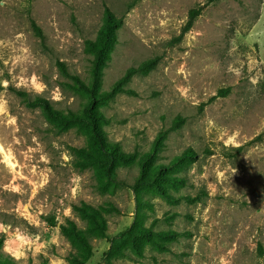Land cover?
Instances as JSON below:
<instances>
[{"label": "rangeland", "instance_id": "rangeland-1", "mask_svg": "<svg viewBox=\"0 0 264 264\" xmlns=\"http://www.w3.org/2000/svg\"><path fill=\"white\" fill-rule=\"evenodd\" d=\"M206 2L0 0L1 254L15 264H77L78 249L59 228L72 221L93 246L85 264H264V0H219L181 37L190 9ZM107 11L123 23L100 91L127 79L96 104L102 128L137 157L168 130L153 164L192 149L195 157L173 171L181 185L160 181V190L137 194L134 162L119 164L114 179L79 167L90 135L79 125L63 130L30 105L42 98L66 114L85 113V42L98 37ZM150 59L158 61L153 71L127 77ZM178 116L184 124L173 131ZM82 203L100 210L103 236L74 210ZM140 228L151 235L119 243Z\"/></svg>", "mask_w": 264, "mask_h": 264}, {"label": "trees", "instance_id": "trees-1", "mask_svg": "<svg viewBox=\"0 0 264 264\" xmlns=\"http://www.w3.org/2000/svg\"><path fill=\"white\" fill-rule=\"evenodd\" d=\"M218 1L219 0H207L204 5H197L196 7L190 9L181 37L192 30L197 19L201 16L206 7L217 3ZM122 23V19H117L113 14L107 11L105 13V24L98 37L94 40H87L85 42L86 50L92 56L90 67L91 83L90 85H86L80 82V85L86 94L92 96V100L83 115L74 112L66 114L62 111L56 110L42 98L34 99L30 102V105L43 109L47 118L50 121H56L58 125L62 126L63 130H69L79 125L81 128L86 130L88 135H90L91 149H82L77 151L79 156L77 165L79 167L84 169L90 167L97 168L110 179H114L115 170L119 164L134 162L140 167L139 176L134 184V190L137 194L145 187H152L160 190L162 187L159 186L160 181H166L171 186L176 187L182 184L183 179L174 175L173 171L178 169L184 159L195 157L196 154L192 149H188L181 156L175 157L166 166L154 165V160L157 159L160 153L164 150L165 141L167 139V135L169 134L168 130L162 131L158 134L149 152L137 157L136 155L124 152L119 143L110 141L106 137L102 128L101 122L103 120V116L99 111V107L96 108V104H99V106L103 105V103H106L112 95L117 92H122V87L126 83L125 80L127 79L125 78L117 82L111 92L100 91L104 76V69L107 66L110 52L117 37L116 31L122 26ZM32 26L36 35L39 38L44 39L41 29L35 22H32ZM157 64V59L145 61L138 68L130 69L127 73V77L136 71H140L143 74H149L156 68ZM2 90L3 88L0 86V92ZM227 92V90H221L219 95L224 96ZM19 94L22 96L26 95L25 93ZM183 124L184 119L178 116L174 120L171 130H178ZM74 210L81 216V218L88 220L90 224L100 232V235H104L106 231V221L100 217L101 212L99 209H95L88 204L82 203L81 206H75ZM48 221L52 227L56 226L54 219H50ZM68 224V226L61 225L59 227L61 234L75 244L78 249L77 253L74 255V261L77 264H85L92 256L93 246L89 241V237L81 229H79L75 223L69 221ZM150 233L151 232L145 228H140L138 230L130 229L120 236L119 243L130 240L136 242V240L140 237H149L151 235ZM163 236L166 237L167 234H164ZM114 242L115 241H113V243ZM2 246L3 239L1 238L0 250L2 249ZM0 264H15V261L10 256H5L0 253Z\"/></svg>", "mask_w": 264, "mask_h": 264}]
</instances>
